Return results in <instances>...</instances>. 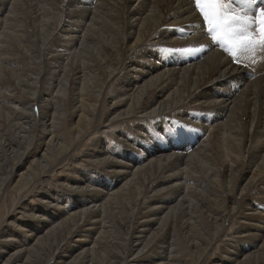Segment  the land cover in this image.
<instances>
[{
  "label": "bare ground",
  "instance_id": "bare-ground-1",
  "mask_svg": "<svg viewBox=\"0 0 264 264\" xmlns=\"http://www.w3.org/2000/svg\"><path fill=\"white\" fill-rule=\"evenodd\" d=\"M39 1L32 16L46 29L48 26L51 28L40 44V64L42 63L43 69L22 81L21 84L29 89L25 94L21 93V96L16 95L15 91H6L0 87V98L5 100V104H0V112L5 110L7 113H0V116L7 115L18 128V133L8 136L6 143H0V158L3 162L7 159V152H14L21 147L23 140H27V132L29 134L35 127L38 132L33 135L34 143L31 148H26L29 154L16 165L12 175L4 178L3 185L18 187L28 180L37 181L36 187H39L40 182L49 183L50 180H45V177L80 144L78 137L81 132L88 126L100 129L107 125L99 121V117L105 116L108 124L110 121L126 118L129 122L141 125L146 134H143L144 141L141 136L140 142L144 143L139 148L133 147L138 153H129L132 156L129 157L130 161L113 155L111 148L105 146V138L89 144L85 149V161L98 166L99 169L93 170L112 176L117 183L109 182L103 188L91 187L84 179L85 176L80 175V171L76 173L79 184L72 185L62 177L59 184L67 192L54 191L53 194L59 196L58 199H62L64 194L77 195L71 200V209L67 207L65 215L57 224L53 222L63 214L59 213L62 206L58 202L61 200L52 202V191L44 189V186L42 193L47 195H40L39 201L41 207L47 206V210L40 206L34 210L29 208L28 203L20 202L15 212H8L6 215L9 219L6 218V221L10 229L13 227L24 235L19 239L15 235L3 236L0 260L3 255L10 253L3 264H24L26 258L23 259V256L30 249L26 243L33 241V245H43L42 238L55 233L58 226L64 224L71 226L67 235L61 238L62 242L56 245L52 264H93L95 252L98 248H103L99 244L102 240L100 235L110 227L109 220L103 219L105 208L111 206L116 196L135 186L138 177L145 187L138 191L140 193L133 202V209H129V217L122 216L119 222V227L123 231L127 229L128 234L118 246L120 250L112 254L113 264H122L125 256L132 252L136 255L143 254L142 251L152 242H155L156 255L149 248L146 250H150L153 255L148 264H180L178 235L170 229L167 222L179 210L181 217L187 216L185 219L181 218L183 234L188 235L195 223L205 219V223L217 231L213 233L215 237H224L223 250L213 258L212 264H264V224L259 223L261 213L264 217V206L258 208L247 205L244 210L246 212L239 210V207L246 205L240 195L251 186H255V193L264 195V186L258 185L264 180V48H255L241 55L250 62V67L240 59L234 61L221 45L213 43L206 32L207 25L192 0H163L159 15L156 5L152 4L153 0H117L124 7L123 26L128 36L127 41L131 42L116 64L106 57L96 60L88 58L90 60L86 63L80 59L75 62L71 72V95L68 96L73 122L71 121L67 132H64L62 128L59 129L63 113H55L61 107L58 105L63 97L61 90H65L64 87L69 82L62 61L64 58L74 57L75 51L88 38L91 40L98 37L86 32L87 30L98 26L110 36L117 27L112 26L108 20L111 16L118 19V15L113 12L115 9L107 0H95L90 5L81 0H59V4L53 2L52 6L48 0ZM14 10L15 0H0V13L3 14V18L0 17V48L11 38L18 36L13 28L6 29L14 16ZM59 10L63 16L54 28L49 18ZM179 32L183 35L179 36ZM183 44L188 46L183 48ZM157 46L164 49L181 48L185 54L166 66L157 58L152 59V54H157ZM5 60L11 59L6 57ZM101 74L105 76V80L97 87L92 76L98 79ZM88 77L91 79L86 84L84 80ZM190 79L197 80L190 82ZM249 89L253 90L249 99L255 100L259 105L256 107L261 109L250 111L247 120L241 125L238 118L245 112L247 100L234 96L238 90L248 92ZM34 105L37 106V113L33 110ZM207 111L220 117L225 116L222 130L213 135V130L219 129L215 126L218 122L209 127H201L198 122L197 113ZM164 115H173L177 121L200 128L206 135L202 138L203 133L195 134L199 143L197 140L190 141L177 148L173 144L160 146L155 132H160L167 125H174L171 118L165 119L164 124L158 119ZM151 118L157 120L152 121L148 131H145L143 120ZM118 133V137L121 136L119 139L130 140L125 132ZM70 137L77 141V146L70 145ZM146 137H152L150 145H146ZM232 137L235 141L229 145ZM208 138L210 140L206 142ZM213 145L225 160H222L219 167L205 166L202 169L201 162L209 161L208 150ZM191 148L193 149L189 151ZM143 149L146 152H142ZM148 153L155 155L146 159ZM146 168L149 171L143 176ZM153 168L159 175L151 173ZM216 168L222 170L227 177L235 178L239 196L233 195V188L221 197L215 196L214 180L206 178L214 174ZM2 170L3 163H0V172ZM12 176H15L14 180H11ZM113 184L115 187L109 188ZM144 194L147 195L146 199H143ZM190 204L200 207L195 208V214L192 213ZM139 206L142 210L133 217ZM184 206H188V210ZM16 213L31 217L33 221L18 218ZM199 216L201 218H197ZM16 219L22 222H17ZM77 223L79 225L74 226ZM232 224V232L224 233L227 226ZM94 232L96 235L92 237ZM213 239L214 237L211 239L206 236L190 241L189 244L193 248L202 247L207 252L214 243Z\"/></svg>",
  "mask_w": 264,
  "mask_h": 264
},
{
  "label": "rangeland",
  "instance_id": "rangeland-1",
  "mask_svg": "<svg viewBox=\"0 0 264 264\" xmlns=\"http://www.w3.org/2000/svg\"><path fill=\"white\" fill-rule=\"evenodd\" d=\"M50 5L52 6L56 2L59 4V0H48ZM84 3H88V5L95 2V0H81ZM109 3L112 4V8L115 9L113 12L116 13L118 16V19L113 18L112 16L109 18L108 22L112 24V26H116L117 29H114V32L111 33L110 36L106 35V32H102L98 26L92 28V30H87L86 32L98 35V37H94L91 40L88 38V40L85 42V44L79 48L78 51H75L78 54H74V57H71L68 59H63V67L65 68V76L68 78L67 84H69L66 87L65 90H61V95L63 96L59 105V110L55 111L56 115L59 112V114H62L60 117V121L62 125L59 127L64 132H67L69 125L71 121L73 122V118L71 116V108L69 106L70 97L71 95V75H72V68L77 63V60L80 59V61H84L85 63L88 62L92 58L96 60L97 58L100 59L101 57H106V59H109L113 64H116L118 61V58L120 57L121 53L125 51L126 46L131 42L127 41L128 36L125 34V27L124 24V7L122 4L117 3V0H107ZM163 0H153L152 4L156 5V9L158 10V15L160 13V4ZM81 2V3H82ZM151 2V1H150ZM39 0H15V10H14V16L11 19V22L7 24L6 29H14L13 32L17 33L16 38H11L8 43L5 46H2L0 48V87L6 91L12 90L15 91L14 93H17L16 95L21 96L23 93L25 94L26 90L29 89L27 86L22 85V81L28 80V77L35 76L36 73H38L39 70L43 69L42 63L40 64V44L41 40L46 36L51 29L49 26L46 29L41 22L35 20L33 18V11L36 10V7L39 5ZM232 3V2H231ZM115 4L117 6H115ZM57 5V4H55ZM97 6V5H96ZM232 6H235V4L232 3ZM152 11H155L151 9ZM156 12V11H155ZM63 16L62 12L59 10L57 13H55L53 16H50L49 19L52 20L54 28L56 27L58 21ZM0 17L3 18V14L0 13ZM152 18V17H151ZM257 24H259V20L257 19ZM208 27H211V25H207L206 32H208ZM179 36H182L183 33L179 32L177 33ZM258 35V34H257ZM34 43V44H33ZM159 46V45H158ZM155 47V50L157 54H152V59L157 58L160 60L161 64L164 65H170L173 61L176 59L182 57L185 52L183 49H173V48H166L163 49L160 47ZM187 44H183L181 47L185 48L187 47ZM158 48V49H157ZM264 48V47H263ZM256 49L260 50L258 47ZM77 50V49H76ZM231 58H233L232 54ZM6 57L9 60H5ZM78 57V58H77ZM75 58L74 60H72ZM86 58V59H85ZM2 59V60H1ZM243 64L246 62L249 63L248 60L242 58L240 56L239 58ZM32 60V61H31ZM69 60V61H68ZM88 60V61H87ZM66 61V62H65ZM71 61V62H70ZM246 61V62H244ZM12 62V63H11ZM38 62V63H37ZM74 62V63H73ZM76 62V63H75ZM83 62V64H84ZM6 64V66H5ZM29 64V65H28ZM27 65V66H26ZM68 65V66H67ZM17 67V68H16ZM14 68V69H13ZM25 69V70H23ZM29 69V70H27ZM9 72V73H8ZM69 73V74H68ZM5 76V77H4ZM68 76V77H67ZM4 77V79L2 78ZM27 78V79H26ZM70 78V80H69ZM91 78L88 77L84 82L87 84ZM105 80V76L101 74L98 79H96L94 76H92V81L97 84V87L101 83H103ZM197 79H190V82H194ZM30 81V80H29ZM31 82V81H30ZM5 83V85H4ZM10 84V86H8ZM20 84V85H19ZM4 85V86H3ZM14 86V87H13ZM87 86V85H86ZM0 88V90H1ZM7 88V89H6ZM63 89V88H62ZM24 90V92H23ZM70 92H68V91ZM2 91V90H1ZM4 91V92H6ZM22 91V92H21ZM253 91L251 89L245 92L236 91V94L234 97H238L243 100H247L246 106H245V112L242 113L239 116V120H241L239 123L242 125L245 120H247V115L250 111H257L258 109L256 106H259L258 103L255 100L249 99L250 98V92ZM63 92V93H62ZM22 93V94H21ZM96 93V92H95ZM29 95V93L27 92ZM65 96V97H64ZM1 99V98H0ZM67 100V101H66ZM0 104H5L4 98L0 100ZM57 103V102H56ZM62 103V104H61ZM64 104V105H63ZM67 104V105H66ZM57 105V104H56ZM252 105V106H251ZM63 106V107H62ZM111 105H108L110 107ZM37 106H33V110L35 113L38 112L36 109ZM69 108V109H68ZM5 112V110H3ZM0 112V113H3ZM61 112V113H60ZM6 113V112H5ZM7 114V113H6ZM198 122L201 123V127H209L214 126L213 123L218 122L216 127H218V130H213L212 135L217 133L219 130H222V123L224 122V118L220 117L214 112H198ZM7 115L3 114L2 119H0V143H6V140L8 136L11 134L14 136V134L18 133V128L16 127L14 120H11L10 117H6ZM167 116V117H166ZM4 117V119H3ZM173 115H164L163 117H159V120H162V123H165V119H173L171 121L174 122L173 127H170L169 125L166 126L165 129H161L160 132H155L158 134L156 141L160 144V146L173 144L175 148L181 147L186 142H194L198 141L197 136L195 134L197 133H203L201 129L197 127H193L191 125L182 123L180 121H177ZM100 120L104 124H107L106 126L95 129L92 127H87L81 134L79 135L78 139L80 140V144L77 146V141L73 140L72 137H70V145L71 146H77L75 149H73L70 154L61 162L59 163L53 172H50L48 174V177H45V180H50L49 183H39L37 181L28 180L25 182H22L18 187L9 186L6 187L4 184V181L6 177L13 173V170L16 168V165L22 160L23 157H26L29 153L26 152V148H31L32 143H34L33 135H35L38 132V128H33L32 131L28 135L27 140H23L21 142V147L15 150L14 152L10 151L7 152L8 156L7 159H5V162L0 158V163H3V170L0 172V247L2 245V239L5 234L9 235H15L18 239L23 238V232L20 230H15L13 227L10 229L9 223L6 221L7 213L8 212H15L17 208V204H20V202L28 203L29 208H34V210H37L41 207V203L39 199L41 198L40 195H47L45 192L42 193V188L44 186V189L51 190L52 194L55 191L56 193H65L67 190L64 188L61 189V185L59 184L62 182V177H65L66 180L72 185L79 184L78 180L76 179V173L80 171V175L84 177V179L87 181V184H89L91 187H100L103 188L106 186L109 182H116V179L108 174H104L98 170L93 169H99L96 165H90L88 162L85 161V149L89 146V144L97 139L105 138V146H109L111 148V151L113 152V155L124 159L126 161H130V158L132 157L129 153H138L137 150H133V147L139 148L141 143V136L142 141H144V133L141 125L138 123H133L132 121L129 122L128 120L122 119L118 121H110L108 124L105 116L99 117ZM162 118V119H161ZM11 120V121H10ZM157 118H151L150 120L143 123V128L145 131H148L150 128V125L155 122ZM57 121V119H56ZM98 121V122H99ZM142 121V122H143ZM153 121V122H152ZM232 121V118H230V123ZM151 122V123H150ZM204 122V125H203ZM221 122V123H220ZM13 123V125H12ZM97 123V122H96ZM150 124V125H149ZM58 129V130H59ZM6 130V131H5ZM3 131V132H2ZM60 131V130H59ZM123 131L127 135H129L130 140H121L119 139L121 136L118 137V132ZM143 131V133H142ZM159 131V130H158ZM34 132V133H33ZM3 134V135H2ZM148 134V133H147ZM206 135V132L203 133ZM20 135V134H19ZM233 135V134H232ZM151 138L152 137H146L147 144H151ZM33 140V141H32ZM103 140V141H104ZM155 141V139L153 138ZM210 140L209 138L206 140V142ZM102 141V144H104ZM232 141H235L234 138L230 139L229 145H232ZM24 143V144H22ZM199 143V141H198ZM198 146V145H197ZM193 148H191L189 151H191ZM115 150V151H114ZM122 150V151H121ZM168 151V150H166ZM142 152H146L145 149H143ZM124 153V154H123ZM1 154V153H0ZM123 154V155H122ZM209 161L201 162L202 169L205 166H212V167H219L222 160H225V157L219 152V150L213 145L208 150ZM155 154L148 153L147 158L153 156ZM124 156V157H123ZM130 157V158H129ZM10 158V159H9ZM61 159V158H60ZM2 161V162H1ZM35 170V169H34ZM33 171V170H32ZM149 170L146 168V170L143 172V176H146L145 172H148ZM206 171V170H203ZM83 173V174H82ZM151 173H155L154 175H159L158 172L155 171V168L151 170ZM5 178V179H4ZM70 178V179H69ZM140 177L137 178V183L135 186L130 187L128 191L124 194H120L116 196L115 199H113L111 206L105 208V217L103 218L104 221H108L110 223L112 228L109 230L107 229L106 232H102L100 237V245H102V249H99L93 254V264H113L112 261V254L120 250L118 246H120L124 242V236H127V229L122 230L119 225L122 219V216H125L126 218L129 217V209H133V202L135 198L139 195L138 191H142L145 187L144 183L140 181ZM4 179V180H2ZM15 176L11 177V180H14ZM206 179H212L214 180L212 183L215 186V196L221 197V195H225L226 192L231 191V189H234V196H239V191L237 189L238 183L236 184L235 178L227 177L225 174H223V171L219 168L215 169V173L208 176ZM91 183V184H90ZM258 183V182H257ZM94 184V185H93ZM49 185V186H48ZM133 185V184H132ZM258 185L264 186V180H262L261 183H258ZM35 186V187H34ZM49 187V188H46ZM115 187L114 184L111 185L109 188ZM228 187H230V190H228ZM255 186H251L248 191L242 193L240 197H243V202L246 204L245 206L239 207V210L241 212L244 211L248 206L252 207H258L260 208L264 206V195H258L253 191ZM38 191V192H37ZM74 195H77L76 193H69L64 194V197H61L62 199H58L59 196L53 194V197H51L52 202H58L62 209L59 211V213L63 212L61 216L56 219V223L60 222L61 218L65 215V210H67V207L71 209V200H73L75 197ZM55 197V198H54ZM147 195L144 194L143 199H146ZM70 199V200H69ZM142 199V200H143ZM66 200V201H64ZM196 203V202H194ZM36 205V207H34ZM49 205V204H48ZM140 205V204H139ZM209 205L214 207L210 202ZM40 206V207H39ZM192 208V213L195 214L196 211L195 208L199 206L193 204L189 205ZM47 206H43L41 208L46 209ZM185 210H188V206L183 207ZM190 208V209H191ZM140 210L139 208L136 210V213L132 216L134 217ZM109 214L108 216L106 215ZM174 214V216H172ZM168 218V224L170 229H173L175 233L178 235V253L180 255V264H212L213 258L220 253L221 250H223V242L224 237L223 236H217L215 237L213 233L217 232L212 228L210 225L205 223V219H200L199 222L194 224L193 229L189 232L188 235L183 234L181 232V218L185 219L187 216L184 215L181 217V211L173 213ZM15 215L18 216V218H24L28 221L32 222L33 218L27 217L26 215L22 213H16ZM107 218V219H105ZM111 218V219H109ZM201 218V216L197 217ZM263 215L261 213L259 223L264 224L263 221ZM9 219V218H7ZM59 220V221H57ZM17 222H22L21 220H17ZM15 221V222H16ZM112 221V222H110ZM35 223H37V220H35ZM119 223V224H118ZM79 224H74V226H78ZM228 225L227 229L224 231V233H231L233 230V226ZM71 224H64L63 226L59 227L55 230V233L50 235H45L42 239L44 241L43 245H33V241H29L26 243V245L29 246L30 249H28L27 254L23 256V259L26 258V262L24 264H52L51 259L55 257L54 250L58 243L62 242L61 238L63 235H67L68 229L70 228ZM154 227L156 224L153 225ZM257 226V223L255 224ZM120 228V229H119ZM259 229V228H258ZM109 230V232H107ZM111 232V233H110ZM40 233V232H39ZM96 235V232L92 234V237ZM103 235V236H102ZM106 235V236H105ZM198 237V238H194ZM206 236H209L211 239L214 237L211 248L208 249L207 252L202 247L193 248V245L190 246V241L198 240L199 238H206ZM123 240V242H122ZM105 244V245H104ZM118 247V248H117ZM150 249L155 255H156V246L155 242H152L145 250L143 254L139 253L136 255L134 252L131 254L125 256L124 262L122 264H148L151 263L148 261L150 258L153 257L152 254H150V250L146 251L147 249ZM104 250V251H103ZM111 253V254H110ZM10 253H6L3 255V257L0 260V264H3L5 262V259L9 258ZM141 254V255H140ZM143 260L142 262H140ZM51 262V263H50Z\"/></svg>",
  "mask_w": 264,
  "mask_h": 264
},
{
  "label": "snow or ice",
  "instance_id": "snow-or-ice-1",
  "mask_svg": "<svg viewBox=\"0 0 264 264\" xmlns=\"http://www.w3.org/2000/svg\"><path fill=\"white\" fill-rule=\"evenodd\" d=\"M192 3L205 24L211 25L207 34L213 43L232 54L234 61L264 46V0H236V6H232L231 0H192Z\"/></svg>",
  "mask_w": 264,
  "mask_h": 264
}]
</instances>
